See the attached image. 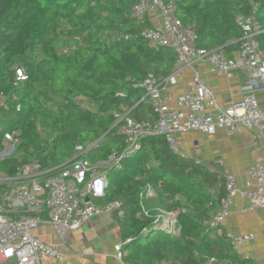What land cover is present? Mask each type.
<instances>
[{
    "label": "trees",
    "instance_id": "obj_1",
    "mask_svg": "<svg viewBox=\"0 0 264 264\" xmlns=\"http://www.w3.org/2000/svg\"><path fill=\"white\" fill-rule=\"evenodd\" d=\"M196 36L195 45L222 49L229 56L243 37L238 17L255 15L264 27V0H164ZM135 0H0V153L3 133H20L18 154L0 159V174L15 175L22 164L39 160L44 168L71 161L77 147L90 149L91 162L106 161L125 149L117 114L154 122L144 92L133 84L153 74L170 76L177 54L151 47L143 36L148 24L131 17ZM264 49V35L259 37ZM67 50V52H65ZM17 69L28 77L17 83ZM122 94L123 97H120ZM17 106L21 109L17 112ZM109 185L98 205L118 202L114 215L123 242L124 264H253L241 259L226 236L210 227L226 197L223 174L170 149L165 136H151L108 173ZM151 188L159 208L179 211L178 236L152 230L141 194ZM149 232L144 234V231Z\"/></svg>",
    "mask_w": 264,
    "mask_h": 264
},
{
    "label": "built area",
    "instance_id": "obj_2",
    "mask_svg": "<svg viewBox=\"0 0 264 264\" xmlns=\"http://www.w3.org/2000/svg\"><path fill=\"white\" fill-rule=\"evenodd\" d=\"M174 12V5L164 0H135L131 10L133 19L148 24L143 36L149 45L172 49L177 54V63L174 72L165 79L148 74L133 84L135 89L144 92V98L135 107L147 102L155 121H137L127 111L117 114L118 135L125 144L121 154L114 153L106 161L93 163L85 154L97 145L95 142L87 149L77 147V154L71 161L54 168H44L39 160L34 159L19 166L12 177L0 174V264H42L44 258L63 260L60 248L41 242L33 234L42 224L52 226L62 245L70 233L79 230L93 217L101 214L123 216L120 203L98 205L96 201L105 196L109 171L120 170L121 160L135 154L145 138L165 136L172 152L185 157L180 139L182 135L201 133L215 136L222 129L229 137L247 132L254 141V150L264 149V108L260 107L257 98V94L264 91V49L259 43L264 27L255 15L238 17L243 37L239 49L229 56L222 49L208 51L197 48L193 29L184 25ZM195 61L208 63L212 72L229 79L238 71L245 72L249 79L242 89L241 99H232L226 109H220L214 92L198 75L191 79L188 89L174 99L172 88L179 81L182 67ZM15 78L17 83L28 79L23 69L16 70ZM119 96L123 97L122 94ZM0 109H8L4 96L0 97ZM20 109L17 106V112ZM19 145L20 133L5 131L0 159L16 156ZM223 175L226 197L209 224L217 235L226 236L233 251L238 253L253 236L224 232L222 224L237 197L247 199L251 211L264 209L263 159L258 157L249 167L244 186L239 185L234 175L228 172ZM141 198L151 200L156 198V194L148 188ZM179 213L177 210L144 208V214L154 218L152 230L169 236L180 234ZM148 232L145 230L144 234ZM129 243L130 240H126L115 246L116 258L122 264L123 247ZM205 264L221 263L214 257H205Z\"/></svg>",
    "mask_w": 264,
    "mask_h": 264
},
{
    "label": "crops",
    "instance_id": "obj_3",
    "mask_svg": "<svg viewBox=\"0 0 264 264\" xmlns=\"http://www.w3.org/2000/svg\"><path fill=\"white\" fill-rule=\"evenodd\" d=\"M178 83L173 86L174 99L188 89L191 79L198 75L203 83L215 94L220 109H226L231 100H240L242 89L248 82L245 72L238 71L229 79L211 71L204 61H195L183 66ZM261 108H264V91L257 94ZM147 103V102H146ZM185 157L206 166L209 170L234 175L240 186L247 180V171L260 157L264 164V149L256 152L252 137L247 132L229 137L224 130H218L215 136L201 133H188L180 137ZM159 208L157 198L147 200L146 209ZM224 232L235 236L252 235L236 253L243 260L253 264H264V209L249 210V201L235 198L230 207L229 216L222 224ZM33 234L41 241L54 245L63 251L64 259L44 258L42 264H122L116 258L115 246L123 242L119 223L108 214L93 217L79 230L68 235L64 244L51 225L45 223L34 230ZM219 236V235H218Z\"/></svg>",
    "mask_w": 264,
    "mask_h": 264
},
{
    "label": "rangeland",
    "instance_id": "obj_4",
    "mask_svg": "<svg viewBox=\"0 0 264 264\" xmlns=\"http://www.w3.org/2000/svg\"><path fill=\"white\" fill-rule=\"evenodd\" d=\"M1 174H3V173H1ZM147 203V200H144V204H146ZM9 264H15V263H9Z\"/></svg>",
    "mask_w": 264,
    "mask_h": 264
}]
</instances>
